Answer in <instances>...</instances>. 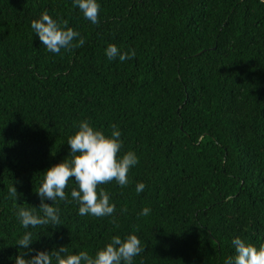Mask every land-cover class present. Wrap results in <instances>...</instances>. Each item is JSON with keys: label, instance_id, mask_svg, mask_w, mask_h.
I'll use <instances>...</instances> for the list:
<instances>
[{"label": "trees", "instance_id": "16d2710c", "mask_svg": "<svg viewBox=\"0 0 264 264\" xmlns=\"http://www.w3.org/2000/svg\"><path fill=\"white\" fill-rule=\"evenodd\" d=\"M98 2L94 25L74 0H0V264L61 246L95 256L130 234L145 247L133 264H225L236 237L259 249L264 0ZM44 11L66 19L83 46L47 51L31 28ZM109 44L136 55L109 60ZM85 120L108 135L116 125L121 156L139 158L126 186H101L114 214L81 216L75 201L57 200L62 225L24 229L18 208L43 215L36 191L49 168L71 159L68 139ZM77 187L73 177L69 200ZM27 231L31 252L17 245Z\"/></svg>", "mask_w": 264, "mask_h": 264}, {"label": "clouds", "instance_id": "9594fccd", "mask_svg": "<svg viewBox=\"0 0 264 264\" xmlns=\"http://www.w3.org/2000/svg\"><path fill=\"white\" fill-rule=\"evenodd\" d=\"M73 7H78L92 24H99L101 4L98 0H74ZM67 25L66 19H54L48 11H44L39 19L31 21V28L39 35L47 51L55 54H60L62 49L71 50L85 43L80 32ZM77 38L78 42L73 43ZM135 55L134 49L122 53L115 44H109L106 48V56L109 60L118 58L124 62L134 58ZM111 128L112 131L108 135L102 129H96L88 120L79 123V130L69 137L67 142L71 149V159L49 168L36 191L41 198L39 210L43 215H39L33 209L22 206L18 208L16 215L24 229L62 225L60 208L56 206L57 200L69 203L75 201L79 205L78 213L81 216L106 217L114 214L116 205L111 202L110 194L101 186L112 181H116L121 187L126 186L129 183L128 173L139 163V158L134 151H128L121 156L123 146L121 131L116 125H112ZM73 177L78 187L71 190V200H69L65 190ZM145 187V183H138L136 192L138 194L143 192ZM7 191L10 198L18 200L17 188L14 185L8 187ZM45 200L55 203L48 204L44 202ZM123 211H127L126 206ZM150 211V208L145 207L140 215L147 216ZM110 222L119 227L115 218ZM32 237L33 232H25L17 241V245L31 252ZM232 244L236 255L229 256L225 264H264V245L258 249L240 237L234 238ZM144 251L145 247L136 234H130L123 239L120 235H115L103 249L96 252L95 256L90 255L88 251L72 254L67 246H61L51 252L39 251L31 258H26L25 251H21L16 257L15 264H54V262L55 264H133L134 258Z\"/></svg>", "mask_w": 264, "mask_h": 264}]
</instances>
